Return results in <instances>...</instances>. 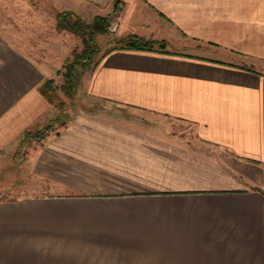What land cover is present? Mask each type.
<instances>
[{
    "label": "crops",
    "instance_id": "0c3cea01",
    "mask_svg": "<svg viewBox=\"0 0 264 264\" xmlns=\"http://www.w3.org/2000/svg\"><path fill=\"white\" fill-rule=\"evenodd\" d=\"M113 1L0 0L33 16L0 22V156L25 145L24 191L0 200V264H264V0H121L116 30L129 4L146 35L122 36L166 49L109 53L65 126L21 144L58 113L39 90L62 83L75 45L55 15L108 16Z\"/></svg>",
    "mask_w": 264,
    "mask_h": 264
},
{
    "label": "trees",
    "instance_id": "16d2710c",
    "mask_svg": "<svg viewBox=\"0 0 264 264\" xmlns=\"http://www.w3.org/2000/svg\"><path fill=\"white\" fill-rule=\"evenodd\" d=\"M122 4L121 0H114L112 12L108 16H95L90 20L74 12H61L56 16V30L66 31L78 38L82 48L80 51L74 50L71 56L64 60L61 70L56 72V76L62 79V84L59 87L53 79L45 80L40 87L41 96L56 107L57 116L43 130L35 131V133L26 132L21 144L27 143L31 138L42 140L49 133L56 132L57 129L65 126L66 122L60 121L59 117L66 111V104L62 101L58 102L57 90H60L68 98L75 97L83 73L94 70L109 53L123 50L143 52L165 50L164 41H150L130 34L113 39L112 47L104 51L101 50L97 37L110 34L111 25L115 23ZM54 122H59V124Z\"/></svg>",
    "mask_w": 264,
    "mask_h": 264
},
{
    "label": "rangeland",
    "instance_id": "374dc122",
    "mask_svg": "<svg viewBox=\"0 0 264 264\" xmlns=\"http://www.w3.org/2000/svg\"><path fill=\"white\" fill-rule=\"evenodd\" d=\"M43 5H45V1L43 2ZM128 8H129V4H127V7L125 8V12H126L125 15L122 18H119V22L121 24L124 23V28H122V29L118 28L116 30L117 22L115 20V23H113V25L111 27L110 34L97 37L98 46H100L102 51L112 47L111 44L113 43V39H116L122 35L128 34L132 31L130 29H132L131 27H133L134 24L132 21L127 23L126 22V19H127L126 16L131 18V14L127 15V13H131L133 10L130 12V10ZM11 10H12V8L9 9V11H11ZM61 12H65V11H60L55 15V22L52 20L54 16H47V15L42 14L41 15V19H42L41 27L47 28L49 25V28H50V27H52V25H50V24H52V22H54L55 23V31L56 32H63L66 35L70 36L68 38L72 39L71 40L72 44L75 45L74 50L80 51L82 46H81V42L78 38L74 37L72 34L66 32V31H57L56 30V16ZM66 12H69V11H66ZM95 15H100V14H95ZM17 17H20L22 20H25V21H31V19L33 18L32 15L17 16L16 14H13V15L6 14L4 12V10L0 7V22L3 21L5 23V25H8V23H10V24L14 25L16 28L17 24H15L14 22H17ZM85 18H87V17H85ZM87 19L90 20L92 18H87ZM140 19H144V18L137 16V17H134L132 20H140ZM121 21H123V22H121ZM113 28H115V31H113ZM137 31H139V32L133 31L131 33H136L137 35H140V36L146 35V33L142 34V32L140 30H137ZM41 35H42V38L43 37L47 38L48 28H47V30L45 29ZM150 41H155V40H150ZM165 44H166V42H165ZM168 47L171 48L172 50L183 51L184 53H187V54H198V55H201L204 57H209L212 59L225 60L228 62V58H226V55H224L223 52L221 53L220 51H215L212 48H206V47L190 48L189 46H186V45H179L178 43H176L172 40H169ZM165 49H166V47H165ZM61 84H57V86L59 87ZM56 95L58 98V102L62 101L66 104V109H65L66 111L64 112L66 117H68L69 114H71V112L74 111L77 107H80L82 105L77 100V97L76 98L75 97L68 98L60 90H57ZM58 102H57V104H58ZM86 105L89 107L91 104H86ZM95 107H96V109L100 108L101 110L106 108L105 106L103 107L102 103L96 104V106H93V108H95ZM43 129L44 128H41L40 131ZM174 131H176V132L178 131L179 133H182L184 135H187V134L191 135L192 134V127L187 125V124H182V125L179 124L178 126H174ZM24 146L25 145H22L21 148L17 149L16 152L12 151L8 154H5V156H0V200L18 197L24 191V187H21L22 185H17L19 182L21 183V181L23 180V175H25L22 171L20 174V171H19V168L21 167L20 162L22 161V158H24V153H23L24 152L23 151ZM15 168H16V170H14ZM26 183H29L31 185H35V184H33V181H26ZM31 191H33V190H31Z\"/></svg>",
    "mask_w": 264,
    "mask_h": 264
},
{
    "label": "water",
    "instance_id": "95a60500",
    "mask_svg": "<svg viewBox=\"0 0 264 264\" xmlns=\"http://www.w3.org/2000/svg\"><path fill=\"white\" fill-rule=\"evenodd\" d=\"M113 25V24H112ZM112 25H111V27H112ZM110 31H111V28H110ZM113 31H115V28H113Z\"/></svg>",
    "mask_w": 264,
    "mask_h": 264
}]
</instances>
